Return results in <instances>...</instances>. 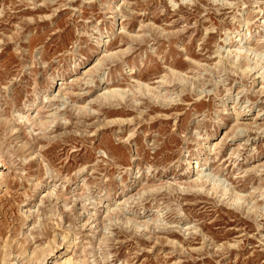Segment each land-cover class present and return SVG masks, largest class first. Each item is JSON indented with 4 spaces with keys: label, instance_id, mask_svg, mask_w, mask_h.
Returning a JSON list of instances; mask_svg holds the SVG:
<instances>
[{
    "label": "rangeland",
    "instance_id": "374dc122",
    "mask_svg": "<svg viewBox=\"0 0 264 264\" xmlns=\"http://www.w3.org/2000/svg\"><path fill=\"white\" fill-rule=\"evenodd\" d=\"M262 18L264 0H0V264H34L51 246L42 264H264V69L227 54L248 29L242 43L264 59ZM97 61L86 85L83 69ZM170 70L200 76L203 96ZM164 76L175 102L137 90ZM113 87L128 96L97 99ZM57 106L53 126L34 125ZM235 112L239 124L258 113L260 128H236ZM228 131L236 137L213 151ZM188 160L190 177L198 162L258 209L186 191ZM146 183L163 188L140 192L125 214L143 224L158 208L161 227L108 218Z\"/></svg>",
    "mask_w": 264,
    "mask_h": 264
},
{
    "label": "bare ground",
    "instance_id": "6f19581e",
    "mask_svg": "<svg viewBox=\"0 0 264 264\" xmlns=\"http://www.w3.org/2000/svg\"><path fill=\"white\" fill-rule=\"evenodd\" d=\"M261 24L264 25V18L261 19ZM260 22V20H259ZM260 27V26H259ZM120 29H123V26L120 27ZM250 35V31L248 29H246L245 31H240V32H237L236 34H234L232 36V38L230 39V43L228 45H231L229 50H227V54H234V57L235 58H241L242 56H247V57H252L256 63L260 64L262 66V68L264 69V59L260 57L259 54H257V52L249 47L248 45H246V43H242L245 38H247L248 36ZM228 41V40H227ZM108 41H107V38H101L99 41H97V44H106ZM238 45V46H237ZM233 49V51H230V49ZM122 51V50H121ZM126 52V51H125ZM107 57H110V55H107ZM224 59V58H222ZM225 60V59H224ZM227 61V60H226ZM228 62V61H227ZM227 62L223 61V60H219V64L222 63V64H226ZM196 64L205 72H209L211 73V71H217V70H214V69H209L207 67H205L204 65H200L199 63L196 62ZM224 64V65H225ZM100 65V61H97L96 65H94L93 67L87 69H83V73H82V77H83V81L84 83L87 85L88 83H90L89 81V78L91 76V74L93 73L94 70L97 69V66ZM228 65V64H227ZM225 65V66H227ZM231 65V64H230ZM91 66V65H90ZM218 66V65H217ZM234 67V66H233ZM231 67H229L230 69ZM220 69V67H219ZM218 69V70H219ZM238 69V68H236ZM125 70H129L128 72H133L134 69H130L129 67H126ZM240 70V69H238ZM246 70H250V68H247ZM245 70V71H246ZM171 73H172V76L174 77V80H176L179 84H182L183 86L184 85H189V86H193L195 87V89L197 90L196 94L198 97L200 96H203V93H204V84L205 82H203L201 79H200V76H197L195 78V76H192V77H188V75L186 74H183L182 72H178V71H174V70H170ZM220 71V70H219ZM234 71V70H233ZM241 71V70H240ZM252 71V70H250ZM244 71H241V73H243ZM88 77V78H87ZM86 78V79H85ZM62 81V80H61ZM173 81L172 80H168L165 76L164 77H161L160 80H159V85L157 87H151L149 84H142V83H139L137 82V90H141L142 91V94L144 97H149L151 100L153 101H157L159 102L160 104H166V105H169L171 102H175L176 101V98H172V96L174 95V92L173 90H170L168 89V86L170 83H172ZM63 83H60L59 86H62ZM85 85V86H86ZM163 86V87H162ZM162 88V89H161ZM264 89V88H262ZM128 92L129 90H125V89H120V88H114L113 89H109V90H105L103 92H100V94L97 96V99H100L101 101L105 102V103H108L110 105H113L114 103L117 104L119 103L120 101H123L127 96H128ZM64 96V95H63ZM55 98V97H53ZM57 98H61L62 99V104L61 106H63V104H65L66 102L64 101L65 99L62 97V95H58ZM56 98V99H57ZM53 100V99H52ZM56 101V100H55ZM54 101V102H55ZM136 102V101H135ZM235 105V101L232 103V109L233 111H235L236 109V106ZM61 106H57L55 109H54V112L51 114L50 118L48 119V121H45L44 123H41V122H37L36 120H34V125L35 126H38V127H45V126H49V125H52L56 122V120L59 118V113L61 111ZM79 108V107H78ZM87 108V106H86ZM84 109V108H83ZM88 109V108H87ZM79 110H81L79 108ZM90 111V110H89ZM90 113V112H89ZM240 112H235V117H236V128H239L241 129V131H243L244 129H259L260 126H258L256 120L257 118H259V114L257 113L255 115L254 118H252V123H245V124H239L238 120L240 118ZM32 118V117H31ZM25 121L26 122H30V117L27 116V117H24ZM235 126V125H234ZM232 129H230L231 131ZM238 130V129H237ZM236 130V131H237ZM236 134L237 133H232V132H226L224 133V135H222L220 141L218 142H214V145H213V151H215L217 149V146H221L225 140L228 138V137H236ZM129 139V138H128ZM233 140V139H232ZM231 140V141H232ZM211 141V138L209 136V134H205L201 139L200 141H198L197 143V147H198V151L199 152H202V151H205L206 149V144L208 142ZM238 146L239 145H236L235 148L238 149ZM234 148V149H235ZM235 150L230 154V156L232 157L233 155H235ZM234 158V157H233ZM236 160V159H235ZM235 162V161H234ZM187 170H188V173H187V178L186 180L182 183L185 187V190L188 191V192H196V193H208V194H213V195H218V198H223L225 199L227 202L231 203L232 206H236V205H242V204H247V206H251L252 209H258L257 207V204L256 205H253L252 204V197H247V196H244V195H241L239 193H231L229 192L228 189H226L225 187H221L220 185V181L216 180V178L214 176H210V175H207L205 174L203 171L199 170L200 169V166L198 164V162L195 163L196 165V171H197V174H196V178L193 179V176L190 177L188 174L191 173V169L194 170V167H193V164H191V160H188L187 163ZM257 169L255 170H258V169H264V165L262 166H258L256 167ZM199 170V172H198ZM254 170V169H253ZM264 171V170H263ZM262 172V171H260ZM139 172H137L138 174ZM264 175V174H263ZM140 176V175H139ZM138 176V177H139ZM150 175H148V172L145 174V178H149ZM259 176V175H258ZM146 181V180H145ZM142 183V182H141ZM154 184V183H153ZM164 186V185H163ZM171 186V185H170ZM139 188L140 190L138 192H134L133 194H128V195H125L124 198L119 202V204L116 206L115 210H112L111 213H109V210L107 211V216L108 218L110 216H116L118 214H122L123 217H124V224L125 226L128 225V224H131L133 223V225L135 226V228H140V227H146L147 228V225L150 224V222H153L152 225L156 226V228L158 227H161V225H158L161 220L160 218H162L163 216V213H162V210L156 208L155 210H153V213H154V216H156L155 219H152V220H148L146 221L145 223L143 224H137L135 223L134 219L133 218H130L129 216L127 217L126 214H125V211L127 210V208L129 207L128 204H130L131 202H133L134 200V197L135 196H139L140 195V192H149V191H156V190H160L162 189L163 187H160V188H157L158 186H155V185H148V183L146 184H139ZM166 187V186H165ZM183 187V186H182ZM183 187V189H184ZM54 191V190H53ZM256 191V190H255ZM52 192V191H51ZM161 192V191H160ZM262 192V191H261ZM80 193V192H79ZM141 193V194H142ZM51 194V193H50ZM151 194V193H150ZM255 194V193H254ZM83 193H80L78 194L79 197H83ZM54 196L57 198V199H64V195L61 194H54ZM262 196H264V194H262ZM261 196V197H262ZM50 198V196H49ZM67 198V197H65ZM138 198V197H137ZM65 201V199L63 200ZM128 206V207H127ZM264 207V206H263ZM264 210V209H263ZM111 211V210H110ZM106 214V213H105ZM163 224V223H162ZM166 224V223H165ZM103 226V225H102ZM104 229V228H103ZM55 243V242H54ZM69 243V242H68ZM63 244V243H62ZM51 246V245H50ZM68 248V246H66V249ZM40 250V248H39ZM37 250V251H39ZM52 246L51 247H48L47 250L45 251H42L40 252V255L37 257V259L35 260V263L34 264H42V262L44 261V258L47 256V255H52ZM99 259V258H98ZM63 260V259H62ZM100 260V259H99ZM75 261V260H74ZM79 263V262H78ZM78 263H73V264H78ZM97 264H101L102 261H97L95 262ZM105 263V262H104ZM102 263V264H104ZM61 264H71V261L70 260H65L63 263Z\"/></svg>",
    "mask_w": 264,
    "mask_h": 264
}]
</instances>
